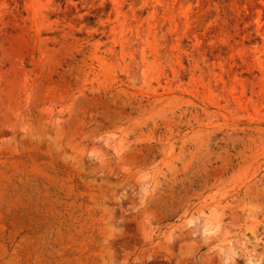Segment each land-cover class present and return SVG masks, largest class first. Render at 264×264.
Wrapping results in <instances>:
<instances>
[{
  "label": "rangeland",
  "instance_id": "obj_1",
  "mask_svg": "<svg viewBox=\"0 0 264 264\" xmlns=\"http://www.w3.org/2000/svg\"><path fill=\"white\" fill-rule=\"evenodd\" d=\"M0 264H264V0H0Z\"/></svg>",
  "mask_w": 264,
  "mask_h": 264
}]
</instances>
